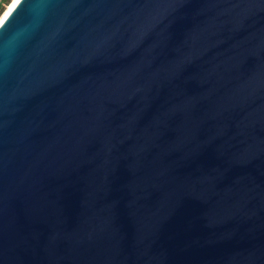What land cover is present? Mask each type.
Wrapping results in <instances>:
<instances>
[{
  "label": "water",
  "instance_id": "water-1",
  "mask_svg": "<svg viewBox=\"0 0 264 264\" xmlns=\"http://www.w3.org/2000/svg\"><path fill=\"white\" fill-rule=\"evenodd\" d=\"M0 264H264V0H18Z\"/></svg>",
  "mask_w": 264,
  "mask_h": 264
},
{
  "label": "bare ground",
  "instance_id": "bare-ground-1",
  "mask_svg": "<svg viewBox=\"0 0 264 264\" xmlns=\"http://www.w3.org/2000/svg\"><path fill=\"white\" fill-rule=\"evenodd\" d=\"M18 0H11L5 7L3 13L1 14L0 16V22L1 20L4 18V16L10 11V9L15 5V3L17 2Z\"/></svg>",
  "mask_w": 264,
  "mask_h": 264
},
{
  "label": "trees",
  "instance_id": "trees-1",
  "mask_svg": "<svg viewBox=\"0 0 264 264\" xmlns=\"http://www.w3.org/2000/svg\"><path fill=\"white\" fill-rule=\"evenodd\" d=\"M11 0H0V16L3 13L6 5L10 2Z\"/></svg>",
  "mask_w": 264,
  "mask_h": 264
}]
</instances>
